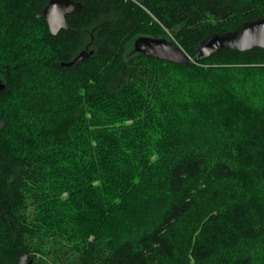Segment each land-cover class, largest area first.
<instances>
[{
    "label": "trees",
    "instance_id": "trees-1",
    "mask_svg": "<svg viewBox=\"0 0 264 264\" xmlns=\"http://www.w3.org/2000/svg\"><path fill=\"white\" fill-rule=\"evenodd\" d=\"M76 1L0 0V264H264V48L197 57L264 0Z\"/></svg>",
    "mask_w": 264,
    "mask_h": 264
},
{
    "label": "water",
    "instance_id": "water-1",
    "mask_svg": "<svg viewBox=\"0 0 264 264\" xmlns=\"http://www.w3.org/2000/svg\"><path fill=\"white\" fill-rule=\"evenodd\" d=\"M81 9L82 3L76 0H50L44 8V16L51 32L57 34L62 28L69 29L67 16ZM134 45L136 51L159 59L185 64L193 60L174 39L167 37L142 35L135 40ZM254 47L264 48V16L248 20L235 30L208 35L197 46V57L209 56L222 49L245 51ZM87 55L88 52L85 50L72 62H77ZM4 87L0 79V90Z\"/></svg>",
    "mask_w": 264,
    "mask_h": 264
},
{
    "label": "rangeland",
    "instance_id": "rangeland-1",
    "mask_svg": "<svg viewBox=\"0 0 264 264\" xmlns=\"http://www.w3.org/2000/svg\"><path fill=\"white\" fill-rule=\"evenodd\" d=\"M132 47H134V46L132 45ZM132 47H131V49H132ZM22 264H24V262H22Z\"/></svg>",
    "mask_w": 264,
    "mask_h": 264
}]
</instances>
